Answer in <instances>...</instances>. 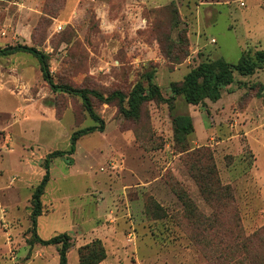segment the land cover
<instances>
[{
  "label": "rangeland",
  "instance_id": "rangeland-1",
  "mask_svg": "<svg viewBox=\"0 0 264 264\" xmlns=\"http://www.w3.org/2000/svg\"><path fill=\"white\" fill-rule=\"evenodd\" d=\"M18 44L47 54L57 85L128 93L152 75L168 98L200 63L264 50V0H0V48ZM92 100L104 131L51 161L37 234L70 235L68 264L95 239L102 264H241L237 236L264 229V69L235 73L217 102H148L139 119ZM94 125L38 59L0 57V264H59L30 242L32 195L46 156Z\"/></svg>",
  "mask_w": 264,
  "mask_h": 264
},
{
  "label": "trees",
  "instance_id": "trees-1",
  "mask_svg": "<svg viewBox=\"0 0 264 264\" xmlns=\"http://www.w3.org/2000/svg\"><path fill=\"white\" fill-rule=\"evenodd\" d=\"M16 53L30 54L38 59L44 79L53 91H60L81 98L83 106L89 117L98 125L89 126L74 131L70 138L69 150H56L49 153L44 161V175L32 195L30 242L42 246H55L59 254V264H68V253L74 247L70 235L64 233L50 239H42L37 234V220L43 214L44 205L42 196L50 181V164L53 159L64 158L73 154L76 150L77 141L94 132H103L105 122L95 111L93 98L104 104L116 103L121 115L128 119H139L143 106L148 102L166 103L172 106L179 96H182L188 105H201L206 100L217 102L222 93L234 83V74L250 76L260 69H264V50L256 51L253 57L242 56L236 64H231L223 59L212 62H202L193 68L180 83L171 85V96L164 97L161 88L154 83L152 75L147 79V85L138 82L130 92L124 93L115 90L110 94H104L88 88H75L70 85H57L54 83L49 58L47 54L40 52L34 47L27 45H15L0 48V57L10 56ZM174 136L178 144L194 132L192 117L188 114L178 115L173 119ZM203 191V187H201ZM236 250L243 252L244 258L241 264H264V229L256 231L251 236H240ZM236 238V239H237ZM107 257L106 249L99 239L79 248L80 264H99ZM248 261V263H247Z\"/></svg>",
  "mask_w": 264,
  "mask_h": 264
},
{
  "label": "crops",
  "instance_id": "crops-1",
  "mask_svg": "<svg viewBox=\"0 0 264 264\" xmlns=\"http://www.w3.org/2000/svg\"><path fill=\"white\" fill-rule=\"evenodd\" d=\"M54 181V179H51V182H50V184L49 185H51V183ZM54 201V200H53ZM37 224H38V222H37ZM38 226V225H37ZM56 236V235H55ZM52 238V237H51ZM43 239V238H42ZM48 239H50V238H48ZM45 240H47V239H45ZM69 259V258H68ZM100 264H102V262L100 263Z\"/></svg>",
  "mask_w": 264,
  "mask_h": 264
}]
</instances>
